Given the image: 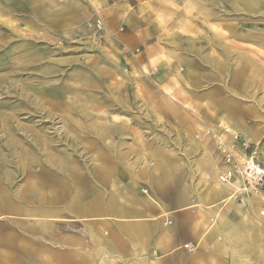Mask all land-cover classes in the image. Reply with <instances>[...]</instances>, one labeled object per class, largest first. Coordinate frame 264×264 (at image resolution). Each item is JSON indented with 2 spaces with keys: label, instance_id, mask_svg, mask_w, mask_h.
Instances as JSON below:
<instances>
[{
  "label": "rangeland",
  "instance_id": "374dc122",
  "mask_svg": "<svg viewBox=\"0 0 264 264\" xmlns=\"http://www.w3.org/2000/svg\"><path fill=\"white\" fill-rule=\"evenodd\" d=\"M123 36L140 47L133 67ZM152 40L179 56L150 60ZM197 71L237 122L264 126V0H0V215L30 213L52 178L78 176L96 122H195L187 110L225 122L180 95ZM158 72L168 98L152 117ZM19 225L0 217V245Z\"/></svg>",
  "mask_w": 264,
  "mask_h": 264
},
{
  "label": "crops",
  "instance_id": "0c3cea01",
  "mask_svg": "<svg viewBox=\"0 0 264 264\" xmlns=\"http://www.w3.org/2000/svg\"><path fill=\"white\" fill-rule=\"evenodd\" d=\"M118 44L120 61L133 67L140 47L124 36ZM145 51L150 60L179 56L155 40ZM164 73L146 92L152 117L165 110ZM201 74L189 76L180 95L208 120L225 122H198L186 109L195 122L94 123L78 176L52 178L30 213L0 215L22 235L0 245L1 264H264V187L237 195V183L220 181L224 162L204 134L218 126L228 138L240 133L264 165L263 122H237L241 113L204 90Z\"/></svg>",
  "mask_w": 264,
  "mask_h": 264
},
{
  "label": "built area",
  "instance_id": "2783aa9c",
  "mask_svg": "<svg viewBox=\"0 0 264 264\" xmlns=\"http://www.w3.org/2000/svg\"><path fill=\"white\" fill-rule=\"evenodd\" d=\"M204 134L212 138L216 151L224 162L219 180L237 183V195L259 194L264 187V165L257 148L238 132H233L228 138L224 132L208 128ZM186 247L193 249L190 244Z\"/></svg>",
  "mask_w": 264,
  "mask_h": 264
},
{
  "label": "bare ground",
  "instance_id": "6f19581e",
  "mask_svg": "<svg viewBox=\"0 0 264 264\" xmlns=\"http://www.w3.org/2000/svg\"><path fill=\"white\" fill-rule=\"evenodd\" d=\"M130 59V58H129ZM40 131V130H39ZM257 195V194H256ZM255 197V196H254ZM263 211V210H262ZM264 212V211H263Z\"/></svg>",
  "mask_w": 264,
  "mask_h": 264
}]
</instances>
